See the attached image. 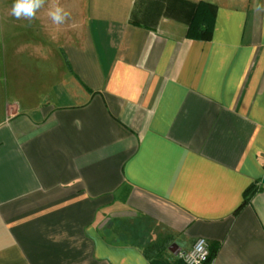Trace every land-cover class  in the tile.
Instances as JSON below:
<instances>
[{
	"label": "crops",
	"instance_id": "obj_1",
	"mask_svg": "<svg viewBox=\"0 0 264 264\" xmlns=\"http://www.w3.org/2000/svg\"><path fill=\"white\" fill-rule=\"evenodd\" d=\"M204 1L210 39L187 0H73L34 80L0 79V264H154L166 237L161 262L205 237L264 264V0Z\"/></svg>",
	"mask_w": 264,
	"mask_h": 264
},
{
	"label": "rangeland",
	"instance_id": "obj_2",
	"mask_svg": "<svg viewBox=\"0 0 264 264\" xmlns=\"http://www.w3.org/2000/svg\"><path fill=\"white\" fill-rule=\"evenodd\" d=\"M72 1L45 0V5L37 11L36 17L29 21L25 18L16 19L11 14L14 0H0V79L6 76L5 78L8 80V95H13L11 85L16 79L23 81L34 80V78H30L32 76L30 73L32 72L31 66L36 64L32 53L39 43L44 41L41 46L48 47L49 45L50 47L53 41L54 44L59 41L56 37L57 30L59 27L61 29L67 21L59 25L54 24L47 15L50 6L53 3H58L70 14L72 7L68 6V4L72 3ZM53 32H56V34H54L55 36L52 40L50 34ZM5 58L6 65H4ZM21 63L22 67H20ZM43 74L45 72L41 71V75Z\"/></svg>",
	"mask_w": 264,
	"mask_h": 264
},
{
	"label": "trees",
	"instance_id": "obj_3",
	"mask_svg": "<svg viewBox=\"0 0 264 264\" xmlns=\"http://www.w3.org/2000/svg\"><path fill=\"white\" fill-rule=\"evenodd\" d=\"M194 5V12L188 22V38L192 39H210L212 37L214 22L216 18L217 6L211 2L204 0L190 1ZM135 13V12H134ZM131 21L135 24L139 22L135 19V14L132 13ZM256 191L255 185H251L244 193V200L241 207L248 203ZM171 242V237H166L164 241L152 244L145 248L144 253L148 259L157 258L154 264H184L182 260H177L174 263L167 261H159L160 255L166 250ZM213 253H211V257Z\"/></svg>",
	"mask_w": 264,
	"mask_h": 264
},
{
	"label": "clouds",
	"instance_id": "obj_4",
	"mask_svg": "<svg viewBox=\"0 0 264 264\" xmlns=\"http://www.w3.org/2000/svg\"><path fill=\"white\" fill-rule=\"evenodd\" d=\"M45 5V0H14L11 8V14L16 19L25 18L31 21L36 17V13ZM255 11H264V5L256 4ZM47 15L51 18L54 24H63L69 17V13L58 3H53Z\"/></svg>",
	"mask_w": 264,
	"mask_h": 264
},
{
	"label": "built area",
	"instance_id": "obj_5",
	"mask_svg": "<svg viewBox=\"0 0 264 264\" xmlns=\"http://www.w3.org/2000/svg\"><path fill=\"white\" fill-rule=\"evenodd\" d=\"M180 257L184 264H214L209 242L205 237L198 238L191 248L180 252Z\"/></svg>",
	"mask_w": 264,
	"mask_h": 264
},
{
	"label": "water",
	"instance_id": "obj_6",
	"mask_svg": "<svg viewBox=\"0 0 264 264\" xmlns=\"http://www.w3.org/2000/svg\"><path fill=\"white\" fill-rule=\"evenodd\" d=\"M171 250H172V248H171Z\"/></svg>",
	"mask_w": 264,
	"mask_h": 264
}]
</instances>
